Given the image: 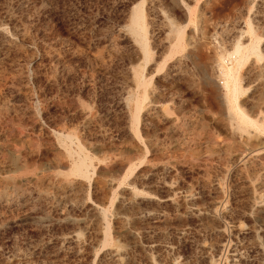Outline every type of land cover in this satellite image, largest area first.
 <instances>
[{
	"label": "rangeland",
	"instance_id": "obj_1",
	"mask_svg": "<svg viewBox=\"0 0 264 264\" xmlns=\"http://www.w3.org/2000/svg\"><path fill=\"white\" fill-rule=\"evenodd\" d=\"M185 1L199 30L168 58L165 14L189 11L146 0L147 61L141 0H0V264H264V132L218 87L220 51L248 45L250 22L261 56L240 103L264 125V0ZM136 69L151 79L142 139ZM80 148L88 177L71 171Z\"/></svg>",
	"mask_w": 264,
	"mask_h": 264
},
{
	"label": "bare ground",
	"instance_id": "obj_2",
	"mask_svg": "<svg viewBox=\"0 0 264 264\" xmlns=\"http://www.w3.org/2000/svg\"><path fill=\"white\" fill-rule=\"evenodd\" d=\"M181 1L184 3V5L189 11L188 23L179 24V22L176 21L175 17H172V13L170 14L169 12H167V14H165V18L168 19L169 26L168 36L171 39L168 49L170 51L168 58L174 57L177 53L181 51L188 50V38H190L189 36H187L188 31L190 29H193L194 31L199 30L197 22L195 20V9L188 5L185 0ZM145 2L146 0H141L140 4L133 9L130 31L136 38L137 42L140 44L145 59L149 61V59L152 57V49L151 40L149 36V23L147 21L146 16L147 12H145ZM248 33L250 35V43L248 45H244L242 42H239L238 44H236L234 51L231 53L220 51L225 49L221 47L222 43L218 40V33H216V36L214 37V47L217 50H219L220 48V58L218 64L220 80L218 83V87L219 89L224 90V98L226 101L225 104L228 105V108L232 113V117L238 120L239 126L247 129H255V131L259 132H264V125L250 117L240 103V98L243 91L241 71L252 54H255V56L257 55L258 57L261 56V53L259 52L261 46V38L257 35L254 27L250 22H248ZM134 78L137 85L136 92H133L131 95H129L130 97L128 101L132 106V125L136 130L138 138L142 139V114L144 112L145 103L148 98V86L151 79H147L144 72L140 69L135 70ZM63 139L72 140V137L64 136ZM80 151L81 152L79 154V158L75 161L71 171L77 175L88 177L89 171H91L89 169L93 168L91 166V158L87 154V152L85 153L83 151L82 148H80Z\"/></svg>",
	"mask_w": 264,
	"mask_h": 264
}]
</instances>
